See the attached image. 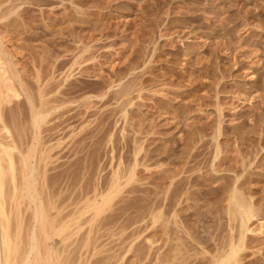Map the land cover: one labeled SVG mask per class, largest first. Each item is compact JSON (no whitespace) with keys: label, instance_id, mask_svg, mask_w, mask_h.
Here are the masks:
<instances>
[{"label":"rangeland","instance_id":"rangeland-1","mask_svg":"<svg viewBox=\"0 0 264 264\" xmlns=\"http://www.w3.org/2000/svg\"><path fill=\"white\" fill-rule=\"evenodd\" d=\"M10 5H16L15 12L0 20L3 48L34 92L45 81L57 90L77 87L66 97L73 101L53 111L40 129L42 145L55 146L48 148L53 195L93 197L108 188L114 169L134 165L140 149L136 182L123 180L114 206L100 216L109 224L99 235L112 231L116 236L106 235L98 245L114 247L121 227L130 224L131 231L143 232L136 242L148 251L145 238L158 229L151 213L156 186L161 180L168 188L169 175L195 152L199 161L190 165L204 169L185 176L200 173L198 180L208 185L203 192L239 178L255 193L264 217V0H13L3 8ZM131 79L137 86L126 117L116 114V101L104 106L88 98ZM216 130L223 147L216 161H223L220 167L211 166ZM203 196L178 206L180 214L194 212L197 228L205 226L213 234L224 225L227 234L228 220L221 212L227 193H220L222 199ZM250 224L254 232L247 234L244 263L264 264V227L259 229L264 223L255 218ZM85 227L71 241L77 244ZM128 257L129 262L135 259L133 253Z\"/></svg>","mask_w":264,"mask_h":264},{"label":"bare ground","instance_id":"bare-ground-1","mask_svg":"<svg viewBox=\"0 0 264 264\" xmlns=\"http://www.w3.org/2000/svg\"><path fill=\"white\" fill-rule=\"evenodd\" d=\"M12 1L0 0V20H4L15 12L16 5L3 8L5 3L10 2L11 4ZM45 82L40 84L39 81L40 85L37 86L39 91H35V93L33 86L30 85L26 77L8 57L3 48L2 36L0 35V132L1 134L6 132L5 135L3 134L4 136L0 137L7 138L4 139L6 141L0 139V264H192L197 261L199 262L196 264H245L246 256L243 252L249 247L247 234L254 232V229L250 228V223L255 218L264 223V217L259 212L260 205L256 200L254 201L255 193L253 194L249 188L246 189L244 187L245 183H238L239 178L234 182L233 180L229 183L226 182L227 185L214 187L213 192H203L202 189H206L208 185L206 186L205 183L198 180V173L196 176H192L193 174L185 176L190 172L195 173V170L200 172L204 169L201 166L194 167V165H190L192 161V164L194 161H199L197 159L200 155L199 152H197L199 155L196 152L193 155L188 153L189 159L192 161L183 163L174 170V174L169 175L170 186L168 188H163L164 185L162 186L161 180L158 181L160 186H156L158 191L155 190L158 197L155 199V204L153 203L154 210L151 212L153 216L150 215L154 219H152L154 224H157L156 228L158 229L155 230L154 234H150L145 238L148 243L146 245L148 251L145 252L140 248L141 244L136 242L143 232L136 231V229L131 231L128 229L130 224H127V227L119 225L121 230L117 234H120V241L114 247L105 249L103 243L98 245L97 243L104 236L110 234L105 232V234L99 235V232L104 231V228L109 224V219L106 220V217L100 218V216L103 217V214L114 204L112 202L117 198L116 196H119L123 180H126V184L136 182L134 181L136 180L135 171L140 149L134 154V165L130 164L124 171L119 169L120 166L114 169L108 188L102 190L103 187H100L101 191H97V194L94 191L95 195L93 197H91L92 195L88 196V193H86L85 198H77L71 195L59 199L62 196H54L51 187L48 185V181L51 182V179H48V174H50L48 173V166L53 158L52 150L48 148L55 149V146L47 148L45 146L46 142L44 143L45 147L42 145L41 137H39L41 135L40 129H42L41 126L43 127L42 124L48 121L46 119L53 111L62 110L66 104L69 105L67 102L71 99L69 98L70 100L67 101L68 98L66 97L73 94L75 91L73 89L77 87L68 88L65 91L59 89L61 90L60 93L51 97L59 90L55 89V86L53 88L52 86L48 87L50 84L47 81ZM120 85L121 83L118 84V86ZM136 86L135 80L131 79L115 91L111 92L112 86H110L103 94L90 95L88 98H98L104 106L114 100L117 104L119 103L116 114L122 113L126 117L127 106L131 104L130 95ZM58 87L60 86L57 85ZM84 112L88 113L86 110ZM220 128L217 129L218 132H221ZM217 130L213 136V141L214 139L216 141V150L214 149L212 167H220L223 164L222 160V162H216L217 159H220V153H222L220 149L223 148L219 144ZM38 143L43 148H40L41 146L38 148ZM245 158L247 157L245 156ZM245 164L243 162L242 166H245ZM246 166L249 165L246 164ZM222 192L227 193L225 199L227 203L225 208L221 210L228 220L229 231L227 234L224 225L219 226H222L220 232L216 229L217 233L213 234H209L205 226V230L197 228L196 224L192 223L193 219H191L195 216L193 215L195 214L194 209L192 210L193 213L190 212L192 215L185 213L181 215L179 212L178 206L185 203L187 205L186 201L189 202L192 198L206 194L212 200L213 197L220 198L219 195ZM220 199H222V196ZM136 200L139 201V199ZM69 207H71V210ZM67 208L70 211H67ZM85 225H88L87 229ZM84 227L86 231L75 244L76 239L72 241L71 239L74 236L78 237ZM262 227L264 225H261L259 229ZM110 232L112 233L111 236H116L112 231ZM224 233L225 235H223ZM209 242L214 244L210 248L208 246ZM90 243L93 245L89 249ZM70 247L73 249L72 254L70 253L69 257H64L65 252L68 253L67 248ZM130 253H133L135 257L132 262L128 261V254ZM87 254L89 255L87 256Z\"/></svg>","mask_w":264,"mask_h":264}]
</instances>
